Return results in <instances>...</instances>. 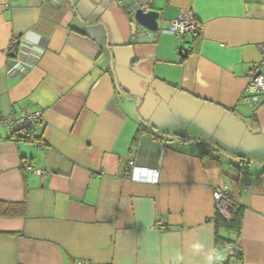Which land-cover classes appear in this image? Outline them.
<instances>
[{
  "label": "crops",
  "instance_id": "obj_1",
  "mask_svg": "<svg viewBox=\"0 0 264 264\" xmlns=\"http://www.w3.org/2000/svg\"><path fill=\"white\" fill-rule=\"evenodd\" d=\"M72 2L0 0V117L43 114L29 139L0 124V203L24 204L0 215V264H264V94L246 93L264 0H152L162 30L182 11L200 29L149 45L128 0ZM12 41L41 52L25 75ZM130 161L158 182L126 179ZM223 187L238 231L214 221Z\"/></svg>",
  "mask_w": 264,
  "mask_h": 264
},
{
  "label": "built area",
  "instance_id": "obj_2",
  "mask_svg": "<svg viewBox=\"0 0 264 264\" xmlns=\"http://www.w3.org/2000/svg\"><path fill=\"white\" fill-rule=\"evenodd\" d=\"M152 0H131L130 1V13L135 16L137 12L141 11L144 14L152 11ZM163 19L159 20V28L156 32H151L148 30H143L140 27L136 30V33L133 36L134 42L140 40L143 37L149 38H158L160 34H171L176 36H196L199 33V24L192 13L187 11H182L180 16L169 22V27L166 30H162L161 25ZM26 42L12 41L10 46V54L18 58L20 63L19 69L17 72L25 75L28 72L29 65L34 64L33 62H38L40 54L35 53L32 56V47L28 46ZM258 49L261 55L264 58V43L258 46ZM32 54V55H30ZM32 59V63H28L27 59ZM28 67H27V66ZM248 95V100L251 105L254 107H261V95L264 94V75L262 73L261 65H256L251 68L249 75V84L246 90ZM43 114L42 112L34 113H24L21 117L17 118L15 116L0 117V124L6 125L10 128L12 133H21L32 137L36 132V129L42 124ZM130 170L126 173V179L132 181H144L150 183L158 182V173L159 170H149V169H140L135 161H130L129 163ZM27 169L39 174L41 177L46 178L47 174L43 171L35 170L32 165H28ZM214 199L216 200L217 212H219L226 220L230 221L234 216V213L239 208L240 204H237L234 200L229 197L228 188L223 187L214 191ZM156 230L165 229L163 223L160 220H157L152 227ZM228 252L230 255H236V251L232 246L228 247Z\"/></svg>",
  "mask_w": 264,
  "mask_h": 264
},
{
  "label": "water",
  "instance_id": "obj_3",
  "mask_svg": "<svg viewBox=\"0 0 264 264\" xmlns=\"http://www.w3.org/2000/svg\"><path fill=\"white\" fill-rule=\"evenodd\" d=\"M129 3L131 0H128ZM70 2L73 4L72 0ZM161 16L156 11H150L147 14L142 13L141 11L137 12V14L134 16V23L132 24V34L136 33V30L140 27L143 30H148L151 32H156L159 28V20ZM138 45H149V44H155L158 42V38H149V37H143L140 40L136 41ZM191 46V42L185 43L181 48V56L186 57L188 54V47ZM110 52V51H109ZM111 54V53H110ZM111 68L113 69V56L111 54ZM122 94H125L122 92ZM137 102H139L138 98H135ZM135 114L136 109L134 108ZM165 140H173V141H180L176 137L173 136H163ZM187 142L188 140H183ZM247 164H252L253 162L250 161H243Z\"/></svg>",
  "mask_w": 264,
  "mask_h": 264
},
{
  "label": "trees",
  "instance_id": "obj_4",
  "mask_svg": "<svg viewBox=\"0 0 264 264\" xmlns=\"http://www.w3.org/2000/svg\"><path fill=\"white\" fill-rule=\"evenodd\" d=\"M139 133L140 134L147 133L152 138L158 141H165L163 136H167V135L159 133L158 131H156V129H154L151 126H147V125L142 126L141 129L139 130ZM13 134L16 136L20 135V137L25 138V139L30 138L28 134L27 135H23L21 133H17V134L13 133ZM15 208H19L22 211L24 208V204L16 205V204L0 203V215H14V211L16 210ZM243 209L244 207L240 205L230 221L226 220L219 212H217L216 219L214 220L216 222L217 228L221 229L222 227H224L229 230L238 231L240 229L241 222H242Z\"/></svg>",
  "mask_w": 264,
  "mask_h": 264
},
{
  "label": "clouds",
  "instance_id": "obj_5",
  "mask_svg": "<svg viewBox=\"0 0 264 264\" xmlns=\"http://www.w3.org/2000/svg\"><path fill=\"white\" fill-rule=\"evenodd\" d=\"M31 138V137H30ZM222 258V257H221Z\"/></svg>",
  "mask_w": 264,
  "mask_h": 264
}]
</instances>
